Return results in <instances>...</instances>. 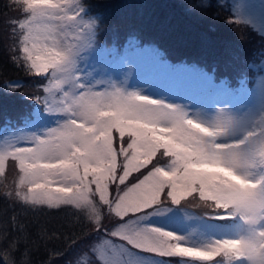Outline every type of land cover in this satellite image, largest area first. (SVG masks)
<instances>
[{
	"label": "snow or ice",
	"instance_id": "snow-or-ice-1",
	"mask_svg": "<svg viewBox=\"0 0 264 264\" xmlns=\"http://www.w3.org/2000/svg\"><path fill=\"white\" fill-rule=\"evenodd\" d=\"M72 4L73 0H40L39 3L13 0V8L19 15L7 23L14 40L13 51L19 55L12 59L18 67H23L26 74L47 78V86L41 85V88L52 97L49 110L71 113L73 119L27 144L32 146L25 144L0 150V183L9 178L11 165L16 187L14 193L8 195H14L31 208L61 209L70 206L75 210L74 215L92 225L98 236L85 244L78 264H142L147 257L142 253L161 258H181L192 264H212L217 257L218 246L223 242L217 241L207 248L191 246L173 232L157 227L138 228L135 221L140 217L146 218L149 210L165 199L181 204L183 193L179 186L185 184L189 176L209 179L204 172L192 168L185 171L184 166L188 164L221 166L241 175V178H251L257 167L264 171V132L258 135L250 133L252 142L248 147H244L243 140L221 143L219 138L225 135L226 125L230 122L216 127L205 126L186 118L175 106L162 105L160 101L135 93L125 95L119 90L75 94L63 91L66 85L75 86L72 67L77 45L65 43L67 37L63 35L64 27L61 26V22L76 21L77 13L69 15ZM59 91L63 92V97L57 100L54 93ZM113 112L155 121L157 126L160 120L167 119L171 122L167 131L174 136L177 147L183 145L190 150L182 153L180 159L166 154L164 149L155 156L137 157L129 148L131 138L121 139L114 129L109 149L103 141L95 139L91 129L110 128ZM141 134L154 139L149 130H143ZM113 149L116 166L109 170L104 181L108 198L103 200L95 190L96 178L86 174L85 168L90 173L92 168L110 161ZM239 169L245 171L240 174ZM250 182L264 185V176ZM174 185L176 190H173ZM258 192L237 191L238 203L249 209L256 207ZM223 211L227 212V207ZM112 217L116 218V223L106 230L104 221ZM105 235L118 238L125 244L117 246L109 239H101ZM0 240L6 244L0 258L4 259V264H16L12 256L16 250L15 241L9 240L6 233L0 236ZM125 245L137 251L133 252ZM193 248L197 249L195 253H191ZM257 248L256 243H250L248 255L241 259L250 264H264V256ZM225 256L236 261L237 249H228ZM23 264H27V254Z\"/></svg>",
	"mask_w": 264,
	"mask_h": 264
},
{
	"label": "rangeland",
	"instance_id": "rangeland-1",
	"mask_svg": "<svg viewBox=\"0 0 264 264\" xmlns=\"http://www.w3.org/2000/svg\"><path fill=\"white\" fill-rule=\"evenodd\" d=\"M231 5L233 13L238 20L250 28L264 35V0H220ZM31 3H39L40 0H30ZM77 13L75 22H61L67 37L66 44L77 45L74 55L72 74L75 86L66 85L63 91L78 93L81 91L114 92L119 90L125 95L137 94L140 97H149L154 101H160L162 105L175 106L186 118L193 119L209 127H216L223 122H230L224 136L219 138L221 143H235L245 141L244 147H248L252 140L250 133L264 132V60L254 69L261 73L250 87L230 88L226 78L214 71L196 64L189 65L186 62L172 63L165 59L163 51L156 45H142L136 38H129L119 47L117 43L105 45L99 38L100 24L97 17L88 13L82 6L81 0H73L69 9V15ZM48 83V81H47ZM47 83L45 87L47 86ZM83 85V88H80ZM238 88L237 90H235ZM57 100L62 99L63 92L54 93ZM44 107L41 114H34L32 118H26L25 126L10 130L0 135V150L14 146H32L28 143L37 138L45 137L51 129H58L69 119H73L71 113H58L49 110L52 97L44 94ZM112 126L99 130L91 129L95 139L103 141L111 149L113 141V129L119 133V137L131 138L129 148L137 157L145 155L155 156L160 149L166 154L181 158V154L189 151L187 146L177 147V141L167 130L171 122L167 119L157 122L111 113ZM155 128V131L152 129ZM86 131L88 129H85ZM143 130L152 132L154 139L141 134ZM159 133V134H158ZM254 139V138H253ZM115 150H112V159L108 162L92 168L86 174L94 176L97 180L96 191L101 199L107 200L108 190L104 183L110 169L115 168ZM184 166V165H182ZM198 172L208 174L209 179L204 180L200 176L191 175L186 183L179 186L183 193L180 197L181 204L172 203L165 199L164 202L150 209L146 218L140 217L135 221L138 228L157 227L173 232L184 238V243L191 246L207 248L215 242H223L218 246L217 257L212 264H244V262L231 261L226 258L228 249H236L239 246L240 237L248 236L253 231L260 239L255 242L258 248L264 247V220L252 225L247 218L237 214V191L258 190L264 191V185L250 182L264 176V171L257 167L252 171L251 178H241V175L233 174L229 169L212 164H188ZM2 171V168H0ZM245 170L239 169L242 174ZM170 175V174H169ZM15 191L13 180L9 182ZM2 183H0V186ZM177 186H173L176 190ZM198 195L201 199H211L217 205L227 207L228 211H220L218 216H232L231 219H220L215 216L206 219L198 215L195 210L183 207L189 197ZM199 200L201 201V199ZM175 197H173V200ZM27 206V205H26ZM70 207V206H63ZM71 208V207H70ZM115 218V217H112ZM87 226V225H86ZM111 229V228H109ZM82 234L85 232L82 231ZM78 238V237H76ZM109 239L119 246L125 244L115 237H101ZM131 251L130 245H125ZM197 249L193 248L191 253ZM142 264H192L181 258H161L149 253ZM237 260V258H235ZM199 264V262H196Z\"/></svg>",
	"mask_w": 264,
	"mask_h": 264
},
{
	"label": "trees",
	"instance_id": "trees-1",
	"mask_svg": "<svg viewBox=\"0 0 264 264\" xmlns=\"http://www.w3.org/2000/svg\"><path fill=\"white\" fill-rule=\"evenodd\" d=\"M81 3L98 17L99 38L103 43L123 46L129 38H136L142 45L158 46L173 63L197 64L217 72L231 84L245 78L252 86L257 78L259 70L254 67L264 58V35L237 22L232 9L220 0H81ZM18 15L13 0H0V130L24 124L26 115L34 113L35 101L45 94L41 85L48 81L26 74L12 59L19 53L13 51L14 40L7 22ZM14 174L10 165L9 178L0 186V236L6 233L9 240L15 241L12 256L16 264H23L25 254L27 264H78L85 244L98 236L92 225L74 215L75 210L70 207L31 208L8 195L12 193L9 182ZM198 196H191L182 206L208 218L224 209L216 201L199 197L200 201ZM114 223L116 218L105 219V229L112 228ZM5 247L0 240V252ZM0 264H4L3 258Z\"/></svg>",
	"mask_w": 264,
	"mask_h": 264
},
{
	"label": "clouds",
	"instance_id": "clouds-1",
	"mask_svg": "<svg viewBox=\"0 0 264 264\" xmlns=\"http://www.w3.org/2000/svg\"><path fill=\"white\" fill-rule=\"evenodd\" d=\"M257 205L254 208H247L243 206V204L238 203V207L236 208V212L238 215L247 218L248 222L252 225L258 223V221L264 220V191H259L257 195ZM240 244L239 246H233L237 249V262H244V264H250L247 260H242V257H246L248 255L247 247L250 243H255L257 239H260L257 236V233L253 231L248 236H242L239 238ZM261 244H264V240H261ZM257 251L264 256V247L257 248Z\"/></svg>",
	"mask_w": 264,
	"mask_h": 264
}]
</instances>
